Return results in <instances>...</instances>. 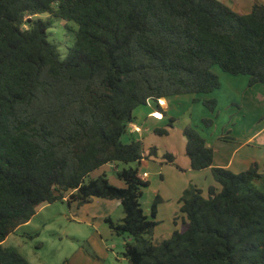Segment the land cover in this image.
I'll use <instances>...</instances> for the list:
<instances>
[{
  "label": "trees",
  "instance_id": "trees-1",
  "mask_svg": "<svg viewBox=\"0 0 264 264\" xmlns=\"http://www.w3.org/2000/svg\"><path fill=\"white\" fill-rule=\"evenodd\" d=\"M39 14L48 16L33 18ZM55 20L74 33L64 58ZM213 65L245 75L249 86L264 84V2L237 13L219 0H0V264H31L1 243L40 204L92 198L120 202L122 219L106 221L130 236L129 264H264V167H215L214 149L185 128L190 168H210L219 187L206 196L186 188L179 208L186 229L154 244L159 195L145 213L143 143L121 140L140 105L164 113L161 98L216 90ZM204 104L213 111L216 101ZM118 162L135 164L116 170L122 187L105 174L90 178Z\"/></svg>",
  "mask_w": 264,
  "mask_h": 264
},
{
  "label": "rangeland",
  "instance_id": "rangeland-1",
  "mask_svg": "<svg viewBox=\"0 0 264 264\" xmlns=\"http://www.w3.org/2000/svg\"><path fill=\"white\" fill-rule=\"evenodd\" d=\"M219 1L237 13H247L254 4L264 2ZM47 16L48 14H39L33 18L44 19ZM72 28L75 29V26L72 25ZM51 32L59 44L60 56L64 58L67 48L74 40L73 30H68L65 22L55 20ZM211 71L218 77V88L208 94H181L169 97L171 108L165 113L163 121L155 124L144 121L141 111L154 104L152 102L140 105L134 111L139 123L143 122L144 128H149L142 136L143 152L150 147L156 148L155 159L145 161V168L141 169L147 171L149 186L142 190L140 197L143 211L149 214L155 192L161 196L158 207L160 223L152 235L154 244L168 239L174 230L182 232L186 229L176 203L180 188L185 186L191 176L197 175L194 180L202 188L204 196L208 194L211 185L215 189L219 187L210 170H186L184 129L192 128L205 139L206 144H213L218 150L220 145L231 147V143L226 144L224 141L234 139L238 142L237 137L264 122V101L261 100L264 84L249 86L245 75L224 73L217 65H213ZM207 99L216 101L213 111L204 104ZM255 100L259 101L260 107H256ZM169 116L175 118L170 127L167 126ZM161 124L167 129L166 135L154 133L153 127ZM128 136L129 134H124L122 142L127 143ZM251 149L245 146L237 152L236 158L243 157ZM173 151L177 159L174 157L173 164L166 163L167 154ZM129 165L121 162L109 163L93 171L90 178L105 174L110 184L122 187L123 182L117 178L116 170ZM258 165L259 172L263 173V162L260 161ZM122 217V207L118 200L92 198L89 203L79 206L75 203L69 205L65 200L51 204L42 203L36 208L35 215L10 233L1 244L3 247L16 249L31 264H129L124 252L126 242L131 240L130 236L116 234L106 221L110 218L113 222H119ZM175 222H178L177 226Z\"/></svg>",
  "mask_w": 264,
  "mask_h": 264
},
{
  "label": "crops",
  "instance_id": "crops-1",
  "mask_svg": "<svg viewBox=\"0 0 264 264\" xmlns=\"http://www.w3.org/2000/svg\"><path fill=\"white\" fill-rule=\"evenodd\" d=\"M168 98H161L159 101V107H161V110L164 111V113L161 112L155 104L146 106L147 109H144L143 111H141V115H142V113L144 114V121L148 122V123H152V124H155V122H158V121L159 122L163 121L165 113H167V111H170V108H171V104H170ZM261 100L264 101V95L261 96ZM255 105H256V107L261 106L258 100L256 101ZM154 112L159 113L161 115V117L160 118H154L152 116V113H154ZM136 117L137 116L134 115V118H135L134 121L132 123H130L128 126V133H127V134H129L128 142L131 138L142 140V136H143L144 131L149 130V128H144V125L142 124L143 122L139 123V120H137ZM169 117H173V116H169ZM161 126H165V125H163V124H161L159 126L156 125L153 127V129H155L157 127H161ZM134 128H139V130H135ZM237 140H238V142H235L234 139L230 140V141H224L226 144L231 143V147H225V145H220L218 147V150H216V148H214L213 144L212 145L207 144L208 146H211L214 149V156H213V164L212 165L215 167L227 168L234 173H239V172H242V171L248 169L252 162H257L259 164L261 161V162H263V167H264V122L261 125L256 126L252 130L246 131L245 133H243L242 135L237 137ZM182 141H183V143L185 142V140H182ZM245 146L252 148V149L249 151V153H247L243 157L236 158L237 152L240 149L244 148ZM148 152H149V149H146L144 152V156H146L147 158L142 159L140 162V165H139V175L146 173V175L144 177H142V179L147 180V181L149 178L147 171H145V170L141 171V169L145 168V163H144L145 161H151V160L155 159V157H153V156H148ZM170 153L175 157V159H177L176 155L174 154V151L170 152ZM185 157H186V170H192L190 168L189 159L186 156V154H185ZM207 170H210V168H206L204 170H192V171L193 172H202V171L208 172ZM196 174H199V173H196ZM191 177L192 178H190L185 183V186H183L179 190L180 194L178 196L177 203H176L178 208H180V205H181L180 204V197L182 196L183 191L188 186H191V184H193L195 187L202 190V188L199 187L198 182H196V180H194L197 178V175H194V177L193 176H191ZM211 187L214 188L213 185H211ZM202 193H203V191H202ZM160 202H161V196L159 195V203ZM159 203L157 205L156 220L160 223V220L158 219V209H159L158 207H160ZM172 214H173V211H172ZM174 224L177 226L178 222H175Z\"/></svg>",
  "mask_w": 264,
  "mask_h": 264
},
{
  "label": "built area",
  "instance_id": "built-area-1",
  "mask_svg": "<svg viewBox=\"0 0 264 264\" xmlns=\"http://www.w3.org/2000/svg\"><path fill=\"white\" fill-rule=\"evenodd\" d=\"M159 101H160V99H159ZM152 116L154 117V118H160L161 117V115L159 114V113H157V112H154V113H152ZM135 130H139V128H134ZM146 175V173H143V174H141V175H139L141 178L142 177H144Z\"/></svg>",
  "mask_w": 264,
  "mask_h": 264
}]
</instances>
